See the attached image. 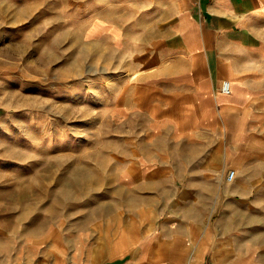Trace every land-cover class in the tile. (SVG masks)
Segmentation results:
<instances>
[{
    "label": "crops",
    "instance_id": "1",
    "mask_svg": "<svg viewBox=\"0 0 264 264\" xmlns=\"http://www.w3.org/2000/svg\"><path fill=\"white\" fill-rule=\"evenodd\" d=\"M90 1L131 64L125 110L168 141L138 160L142 174L181 186L148 191L99 263L77 248L72 264H264V0ZM19 258L1 245L0 264Z\"/></svg>",
    "mask_w": 264,
    "mask_h": 264
},
{
    "label": "rangeland",
    "instance_id": "2",
    "mask_svg": "<svg viewBox=\"0 0 264 264\" xmlns=\"http://www.w3.org/2000/svg\"><path fill=\"white\" fill-rule=\"evenodd\" d=\"M92 7L0 0V248L19 264H48L51 250L72 264L77 248L99 263L132 206L181 186L142 174L138 160L168 141L125 110L131 64Z\"/></svg>",
    "mask_w": 264,
    "mask_h": 264
},
{
    "label": "built area",
    "instance_id": "3",
    "mask_svg": "<svg viewBox=\"0 0 264 264\" xmlns=\"http://www.w3.org/2000/svg\"><path fill=\"white\" fill-rule=\"evenodd\" d=\"M221 91L223 93H228L229 92V82L227 80H223L222 84H221ZM236 171L234 169H229L226 172V176H225V180L230 182L233 180V178L235 177Z\"/></svg>",
    "mask_w": 264,
    "mask_h": 264
}]
</instances>
